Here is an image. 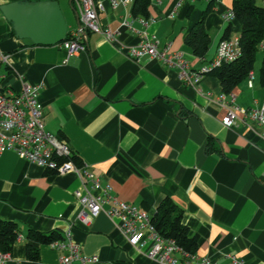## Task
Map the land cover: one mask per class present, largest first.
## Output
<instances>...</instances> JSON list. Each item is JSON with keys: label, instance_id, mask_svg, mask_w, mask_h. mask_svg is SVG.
<instances>
[{"label": "crops", "instance_id": "0c3cea01", "mask_svg": "<svg viewBox=\"0 0 264 264\" xmlns=\"http://www.w3.org/2000/svg\"><path fill=\"white\" fill-rule=\"evenodd\" d=\"M57 1L68 17L67 31L74 29L76 2ZM99 1L100 23L115 33L114 40L87 32L85 49L68 53L58 45L26 46L15 35L5 37L0 51L8 62L0 72L7 75L6 84L15 90L22 80L41 86L45 128L66 139L117 199L150 215L164 198L172 199L197 238L198 256L213 264H264V125L242 111L233 126L221 123L227 107L246 113L264 108L259 80L264 40L251 86L247 78L236 85L234 100L226 97L225 107L218 99L222 89L216 77L204 74L188 85L176 68L149 55L134 60L123 49L154 36L158 49L182 53L197 71L215 58L228 25L229 37L239 36L240 23L225 19L233 0H148L139 14L132 12L134 0L115 6ZM8 2L0 0V5ZM257 2L264 7V0ZM208 7L204 28L210 44L199 58L185 38ZM124 20L132 30L121 25ZM7 30L1 13L0 34ZM79 186L73 173L49 172L11 151L0 154V218L14 221L19 229L4 264H58L63 252L31 241L28 229L69 231L80 253L96 256V264H160L148 257L149 242L129 243L119 219L101 212L90 225L79 222L74 196ZM27 243L39 249L35 263L26 259Z\"/></svg>", "mask_w": 264, "mask_h": 264}, {"label": "built area", "instance_id": "2783aa9c", "mask_svg": "<svg viewBox=\"0 0 264 264\" xmlns=\"http://www.w3.org/2000/svg\"><path fill=\"white\" fill-rule=\"evenodd\" d=\"M27 1V0H5ZM79 9V24L66 34L64 40L59 42V47L68 53H75L85 49L87 32H95L109 40L115 39V33L103 27L99 19V11L103 4L99 0H74ZM128 0H110L115 6L118 2ZM1 16V11H0ZM234 18L232 11L225 15L226 21ZM121 25L133 29L129 21H122ZM127 56L138 60L143 55L152 56L168 67L178 70V75L183 83L193 85L199 78L207 74L214 67L222 63L234 61L240 55L238 37L221 39L217 46L215 58L201 69L195 71L189 66L188 61L180 52H170L168 48L158 49L154 36L146 35L135 46L123 49ZM8 62V55L0 51V65ZM252 71L247 75L248 85L251 86ZM7 75L0 72V154L5 151L14 152L23 158L49 172L57 174L73 173L80 181V186L74 191V196L80 204L76 219L84 225H90L95 217L104 212L110 218L120 220V228L130 244L134 246L150 243L148 257L160 264H213L207 257L190 254L184 251L171 238L159 234L151 223V215L137 208L134 204L121 201L111 194L109 185H101L99 178L84 163H76V156L70 144L63 137L53 134L45 128L43 122V105L38 96L40 85L21 81L19 90L6 84ZM234 100V94L221 93L218 96L222 106L227 107L226 100ZM238 111H242L252 122L259 126L264 125V108H255L246 113L237 106L227 107L221 123L226 127L235 124ZM108 202L107 209L103 204ZM63 239L50 243L51 247L61 250L63 255L58 264H71L76 260L80 264H96V256H84L80 253L79 246L73 241L69 231L63 234ZM8 259V253L0 252V264ZM235 263L238 260L232 257Z\"/></svg>", "mask_w": 264, "mask_h": 264}, {"label": "trees", "instance_id": "16d2710c", "mask_svg": "<svg viewBox=\"0 0 264 264\" xmlns=\"http://www.w3.org/2000/svg\"><path fill=\"white\" fill-rule=\"evenodd\" d=\"M147 4L148 0H134L132 12L134 14L144 13ZM208 11L209 7L203 11L200 20L193 25L185 38L192 53L199 58H204L210 44L209 34L204 28V18ZM230 11L241 25L238 36L240 55L234 61L222 63L207 73L218 79L223 93H231L236 85L247 78L249 71L254 67L259 45L264 40V7L257 0H233ZM6 21L8 30L1 32L0 40L15 35L12 23ZM229 33L230 26L228 25L222 39L228 38ZM68 35L66 34V38ZM259 80L264 86V61L259 68ZM73 160L78 164L81 163L77 156H74ZM182 215V209L172 199L166 197L151 215V223L163 237L173 239L184 251L194 254L197 250V238L189 233L188 227L182 222ZM18 236L17 224L12 220L0 218V252L10 253ZM27 238L35 243L50 244L64 237L57 230L41 232L28 229ZM25 256L29 262L35 263L39 260V249L27 243Z\"/></svg>", "mask_w": 264, "mask_h": 264}, {"label": "water", "instance_id": "95a60500", "mask_svg": "<svg viewBox=\"0 0 264 264\" xmlns=\"http://www.w3.org/2000/svg\"><path fill=\"white\" fill-rule=\"evenodd\" d=\"M0 11L23 45H56L66 36L67 24L57 0L11 1L0 5ZM75 16L78 25L76 10Z\"/></svg>", "mask_w": 264, "mask_h": 264}, {"label": "rangeland", "instance_id": "374dc122", "mask_svg": "<svg viewBox=\"0 0 264 264\" xmlns=\"http://www.w3.org/2000/svg\"><path fill=\"white\" fill-rule=\"evenodd\" d=\"M65 19L67 22H69L67 15H65ZM260 55V51L257 53V57ZM257 66V63L255 62V67Z\"/></svg>", "mask_w": 264, "mask_h": 264}]
</instances>
